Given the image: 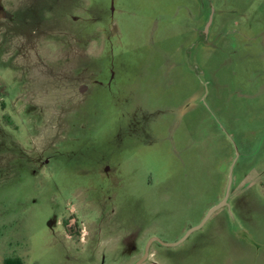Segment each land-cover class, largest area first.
I'll return each instance as SVG.
<instances>
[{
	"label": "rangeland",
	"instance_id": "rangeland-1",
	"mask_svg": "<svg viewBox=\"0 0 264 264\" xmlns=\"http://www.w3.org/2000/svg\"><path fill=\"white\" fill-rule=\"evenodd\" d=\"M264 264V0H0V264Z\"/></svg>",
	"mask_w": 264,
	"mask_h": 264
},
{
	"label": "water",
	"instance_id": "water-1",
	"mask_svg": "<svg viewBox=\"0 0 264 264\" xmlns=\"http://www.w3.org/2000/svg\"><path fill=\"white\" fill-rule=\"evenodd\" d=\"M231 184H232V176H230L226 197L223 199V201L220 204L213 207L207 213L206 217L204 218V220L202 221V223L199 226L192 228L190 231L187 232V234L181 240H179L176 243H166V242H163L159 238H156V237L151 238L146 245L144 256L139 261H137L135 264H144L148 260V258L150 257V248L154 243H158L162 246L176 247V246H179L182 243H184L193 232L201 229L215 212H217L218 210L228 206V198H229V191L231 188Z\"/></svg>",
	"mask_w": 264,
	"mask_h": 264
},
{
	"label": "trees",
	"instance_id": "trees-1",
	"mask_svg": "<svg viewBox=\"0 0 264 264\" xmlns=\"http://www.w3.org/2000/svg\"><path fill=\"white\" fill-rule=\"evenodd\" d=\"M160 245V244H159ZM18 264H21V263H18Z\"/></svg>",
	"mask_w": 264,
	"mask_h": 264
},
{
	"label": "flooded vegetation",
	"instance_id": "flooded-vegetation-1",
	"mask_svg": "<svg viewBox=\"0 0 264 264\" xmlns=\"http://www.w3.org/2000/svg\"><path fill=\"white\" fill-rule=\"evenodd\" d=\"M158 244V243H157Z\"/></svg>",
	"mask_w": 264,
	"mask_h": 264
}]
</instances>
